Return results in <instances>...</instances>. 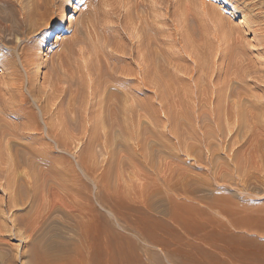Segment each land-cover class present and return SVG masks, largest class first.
I'll list each match as a JSON object with an SVG mask.
<instances>
[{
	"label": "rangeland",
	"instance_id": "1",
	"mask_svg": "<svg viewBox=\"0 0 264 264\" xmlns=\"http://www.w3.org/2000/svg\"><path fill=\"white\" fill-rule=\"evenodd\" d=\"M30 1L0 0V22L8 23L18 17L21 5L30 8ZM202 1L56 0L55 6L58 3L61 6V10L58 8L59 32L48 40H44L47 29L33 35L37 40L35 47L39 46L35 49L38 52L35 59L39 61L38 65L41 64L34 72L36 90L44 85L43 78L48 69L61 62V57L64 59V53L67 55L62 70L66 71V76L69 70L72 76L76 70L75 76L70 77L73 80L68 81L69 86L63 84L65 88L70 87L71 93L55 98L52 108L60 101L64 104L58 112L64 110L69 122L61 119L62 126H65L62 132L67 134V140L74 139L72 141L79 144L78 148L76 143L68 140L70 147L63 149L54 146L47 137L44 139L46 143L41 142L43 135L34 131H24L28 136L19 138L0 137V153L5 156L10 152L13 162H19L21 175L31 173L38 176L47 172L51 177L41 190V200L55 205L44 236L48 237L50 232L55 243L47 251L51 257L42 258L44 261L39 259L36 261L39 264H264V74L261 70L242 77V70L248 65L262 62L261 69H264V55L258 51L262 48L251 31V26L257 25L260 30L264 27V0ZM63 14L70 18L62 20ZM93 16L95 19L90 20ZM155 17L159 24V17L164 19L161 26L154 22ZM144 20H151V24L156 23L162 28L164 34L161 33L160 38L164 41L165 55L178 61L176 73L187 79L191 77L186 83L178 82V91H174L179 93L173 103L179 111L173 129L176 134L171 132L169 113L165 107L161 108L159 99L149 87L135 95V104L138 99L147 106L144 114L132 120L128 130H122L123 119L118 115L114 121L117 128L108 137L107 125L97 135L90 128L81 132V125L84 126L85 122H81L79 111H83L85 105L79 103L86 104L83 101L88 97H84L85 90L77 92L82 88L76 82L79 80L77 67L86 62L85 57H79L77 53L79 47L85 49L84 39L86 42L95 40L103 31L108 35L111 27L112 34L117 37L122 34L127 38L126 28L137 34L140 22ZM85 31L96 32L90 35ZM19 32L21 34V30ZM20 34L14 30L4 31L0 46L11 49L12 44H18ZM65 42H69L70 51L63 46ZM62 48L63 56L59 54ZM167 72L174 73V68L165 71L168 79ZM242 78L247 83H242ZM219 89L217 99L214 95ZM200 90L205 93L203 96L197 95ZM211 94L213 98L209 100ZM196 97H202L204 101L198 102ZM220 106L219 119L211 116L212 110L217 111ZM74 121L79 129L74 128L77 125ZM14 124L17 125L18 121L0 120L3 130L14 127ZM89 130L92 133L87 132ZM74 131H77L76 136H73ZM77 136L79 140H75ZM11 141L39 152L43 149L48 157L53 154L54 158L57 155H64V158L55 160L52 155L49 164L37 159L32 162L31 154L24 153L27 149L21 150L22 154L19 152L17 158L9 146ZM80 148L85 152L82 157L77 155ZM52 167L60 171L55 172ZM3 197L0 188L1 205L6 199ZM45 203L43 210L48 206ZM94 207L99 212L96 213ZM1 208L0 225H5L7 213H2ZM7 223L5 227L8 228L11 225L7 226ZM10 228L0 232L1 250L14 254L17 264L32 263L27 258H17L21 249L26 250L25 240H22V230L12 231ZM7 253H4V263L12 259Z\"/></svg>",
	"mask_w": 264,
	"mask_h": 264
},
{
	"label": "bare ground",
	"instance_id": "2",
	"mask_svg": "<svg viewBox=\"0 0 264 264\" xmlns=\"http://www.w3.org/2000/svg\"><path fill=\"white\" fill-rule=\"evenodd\" d=\"M30 2H31L30 8H25L24 6L21 5V8L19 9L18 14H17L18 17L10 19V20L8 19L9 20L8 23L5 21L6 19L3 20L5 22H0V40L2 38V34L4 33V31L14 30L17 32V34H20L19 30H21V34H20V37L18 40L19 42L17 41L18 44H16V45L12 44L13 47H11V49H9V50H6L5 48L1 47L2 45L0 46V120H3V118H7V119H11V120L13 119L14 121L15 120L18 121V124L17 125L14 124V127L12 125V128H10L11 126L9 127V129H4V130L2 128H0V137H5L7 135L10 137H18L19 138V137L24 136V135L28 136V133L27 132L25 133L24 131H34L35 133H38V134H40V132H41V134L43 135L40 139L41 142L46 143V142H44V139H46V137H47L53 141L54 146L62 147L63 149H68L70 147L68 140H70V139L67 140V137H66L67 134L62 132V129L65 126L64 127L62 126L61 119L62 118H64L65 120L67 119L66 121L68 123L69 118H67L66 112L64 110H62V112L64 111L65 114L62 112H58V111H60V109H62L61 107H62L63 103L61 101L58 105H56V106H54V108H52L55 98H57L59 95H61L63 97L67 93H71V90L69 89L70 87L65 88L63 86V84L65 83V85H68V81L70 82L73 80V79L71 80L70 77L73 78V76H75V74H76L75 69H73V70H75L74 71L75 74L73 76L69 74L70 73V70H69L68 74L70 76H69V80H68V74L66 76V74H65L66 71L64 69H63L64 71L62 70L63 64L65 62L64 59L67 55V53L66 54L64 53L63 48H62V51L60 50L59 51L60 53L59 52L58 53L60 55H62L61 52H63L65 55V56L62 55L64 57V59L61 57V62L58 61V63L55 64L52 68L49 67L50 69H48L49 70L48 73L45 76H44V74L42 75V77L44 76L43 80L45 79L44 85H42L37 90L34 88V79H36L34 77V72H35V69L36 68L38 69V66L41 64L38 65L39 61L37 62L35 59V58H38V57H36L37 56L36 53H38V52H35L36 51L35 49L36 48L38 49L39 46L35 47L37 45L36 44L37 40L35 38L33 39V35L41 32L42 30L45 31L44 29H47V31L45 33V39L44 40L54 38V35L56 33H58L60 30L59 25H58L59 23H57V22H59L58 8L61 6H58V5L62 2L59 1L60 3H58L57 6H55L57 4L56 0H32ZM5 3H7V2H5ZM227 3H228V1H227ZM17 6H19V5H17ZM17 6H15V7H17ZM202 6H204L203 1H202ZM60 10H59V12L61 13ZM6 15H8V14H6ZM12 15H13V13H12ZM89 17H91V16H89ZM89 17H87L86 20L89 21ZM151 17H154V16H151ZM151 17H149V18H151ZM156 17L158 18V15ZM156 17L154 18V20H156L154 22L158 23L159 21H157L158 19ZM69 18H70V16H67L66 14L62 15V20H67ZM160 18L161 17H159V20H161V21L164 20V19H160ZM93 19H95V17L90 19V20H93ZM0 20H2V17L0 18ZM101 20H102V18H101ZM145 20H144V22H140V27H138V29H137L138 30L137 34H135V32H132L129 28H126L124 31L126 33L127 38L125 36H123L122 34L119 35L118 37L115 34H112V32H111V31H113L111 29L112 27L109 28L110 32L108 30V33H109L108 35H106V31H105V33L103 31V33L101 35L98 32V34L100 36L97 35L95 40H92V41L89 40L86 42L85 39L83 38L84 42H85V45H84L85 49H82L81 47H79L77 53H78L79 57H85L86 62L81 63L77 67L78 68L77 73L79 74V76H78L79 80H77V77H75L77 80L76 82L79 84L80 88L82 87L81 89H78L77 92L79 90L80 91L85 90L83 93L86 94V91H87V96H85V94H84V97H88L87 101H83V102H86V104L85 103H79V104H82L83 107L85 105V108L83 109V111H79V109H78V111L80 112V114H79L80 117L82 116L81 122H82V120H83V122H82L83 124L85 122L84 126L81 125L82 126L80 128L81 132L86 131V130H88V128H90V130L93 131L94 135H97V134H100L99 133L100 130L102 128H104L105 125H107V126H105L106 130L105 129L104 130L107 134L106 137H108L110 134L114 133L115 129L117 128V127H114V124H115L114 121H115V119H117L116 117L118 115L122 116L121 118L123 119L122 130H125V131L128 130L132 120L137 116L140 117L146 111L147 105L143 100L137 99L136 104L134 103L135 98H136L135 95L137 94V92L139 93L140 91H144V87L145 88L149 87V88H152L156 98L159 99L161 108L164 109L163 107H165L167 110V113H169V119L172 121L171 132L174 133L173 129L176 128V126H175L177 123L176 118H177L178 113H179V111L173 106V103L177 100L175 98H177V96L179 95V93L177 92L178 91V82L186 83L188 81H191V77H188V79H187L184 76H179L176 73V71L179 70L178 61L176 60V58H173L171 56L167 57L165 55V51L163 49V48H165V47H163L164 41H163V39H161L162 37L160 38V35H162L161 33H163L162 30H160L161 27L156 26V23L151 24L150 21L152 19L149 22H146ZM94 21L97 23L98 19H97V21L96 20H94ZM161 21H160V24L158 23L159 26H161ZM249 21H250V18H249ZM54 22H56L57 24ZM53 23L56 25H53ZM90 23H91V21H90ZM98 23H99V21H98ZM82 24L84 25V22ZM87 25H90V24H87ZM92 25H93V22L91 24V27H92ZM98 26L94 25V27H97V28H98ZM102 26H104V25H102ZM85 27H87V26H85ZM104 27L107 28L106 26H104ZM248 27L250 29L252 27L251 31L253 32V34L257 38V44L260 48H262L258 51H261V54L264 55V32H261L262 30H264V27L262 30H260V28L257 27V25L251 26V27L249 25ZM79 28H81V27H79ZM81 29H83V28H81ZM101 29H103V28H101ZM128 29L130 31H127ZM91 30H93V29H91ZM91 30H89V31H91ZM99 31H100V29H99ZM79 32H77V34ZM85 32H88V31H85ZM92 32H96V31H92ZM92 32L91 33L88 32V33L90 35H92ZM88 33H85L87 35V38L90 37V36H88ZM113 33H114V31H113ZM79 36H77L76 38H79ZM85 38H86V36H85ZM37 39H38V37H37ZM79 39H81V37ZM88 39H91V38H88ZM74 40H77V39H74ZM68 43L66 44V42H65V44H63V46L68 48L66 50H69V48H70ZM6 46H7V44H6ZM56 58H58V57H56ZM261 64H262V62H260L258 65L253 64V65H250V66L248 65L247 67H245L242 70V77H244L243 74H245V76H248L250 73L254 74L257 71H261V70L264 74V69H261ZM46 66H48V65H46ZM170 67L174 68V73L167 72V75H168L167 76L168 79H167L165 77V74H166L165 71L166 70L169 71ZM254 67L257 68V70H253V71L249 70L250 68H254ZM68 69H71V68L69 67ZM194 71H195V69H194ZM194 71H193V73H194ZM76 82H75V85L77 87ZM134 82H136V83H134ZM35 83H36V81H35ZM242 83H247V82L244 81L242 78ZM249 83H251V82H248V84ZM135 85L140 86L141 88L140 87L135 88ZM36 88H37V85H36ZM175 90H177L176 93H174ZM185 91H187V90H185ZM74 93L77 94L76 90H74ZM204 94L205 93L203 92V90H200V94H197V95L203 96ZM219 94H220V89H219L218 93H216V95H214V96L218 99L220 97ZM223 94L224 93H222L221 95H223ZM79 96H81V94ZM211 96H213V95L212 94L210 95L209 100L213 98ZM248 96L250 97V94H248ZM76 97H77V95H76ZM84 99H86V98H84ZM196 99L198 100V102L204 101V99L202 97H196ZM63 100L64 99H62V101ZM73 100H75V99H73ZM82 100H83V98H82ZM162 103L164 104V106ZM251 104L253 105V102H251ZM70 105H72V104H70ZM190 105H192V104H190ZM197 105H198V103H197ZM63 106H64V104H63ZM72 106H74V105H72ZM255 108L256 107H254V109ZM74 109H76V108H74ZM220 109H221V106H220L219 110L216 109L217 111L213 112V110H212V113H210V115L211 116L214 115V117H216V118L220 117V115L222 113ZM225 111L227 112V110H225ZM74 112H72V113H74ZM259 112H261V111H259ZM224 114H225V112H224ZM67 115H68V117H72L71 115L69 116L68 113H67ZM210 115H208V116H210ZM80 117H79V119H80ZM64 119H63V121H64ZM70 120L73 121L74 119H70ZM39 121H41V122H39ZM74 122H76V121H74ZM70 123H73V122H70ZM75 124H77V122ZM75 124H72V125H75ZM67 126H69V125L67 124ZM75 127L77 129H79L78 124L75 125L74 128ZM40 130H42V131H40ZM64 130H65V128H64ZM90 130L87 132H90ZM92 131L90 133H92ZM70 134H72L71 131H70ZM76 134H77V131L76 132L74 131L73 136H76ZM174 134H176V132ZM71 136L69 135L70 138H71ZM73 136H72V138H73ZM78 138H80V137L77 136L75 138V140ZM12 140H14V138H12ZM72 140L74 141V139H71L70 141H72ZM16 141L9 142V146L13 149L14 157L19 158V155H20L19 152H21V150L27 149L28 151H25L24 153H27V154L30 153L31 154V156L29 158H31L30 160H32V162L34 161V159H37L40 161H45L48 164L51 163V161L48 159L49 158L51 159L53 154L50 155L51 157H48L47 153H44L45 151H43V149H42L43 152L42 151L39 152V150L38 151L32 150L33 148H31L30 146H27V145L24 146V145H22ZM6 143L7 142H4V144H6ZM73 143H76V141ZM1 144H3V143H1ZM76 145H77V143H76ZM78 146H79V144L77 145V147ZM4 147H5V145H4ZM0 148L2 150L1 145H0ZM6 148H8V147H6ZM43 148H45V145ZM81 148L77 152V155L80 157H82L83 154H85V152L83 153L84 150L83 149L81 150ZM3 149H5V148H3ZM40 149H41V147H40ZM87 149L85 148L86 151L90 150V149H88V150ZM65 151H67V150H65ZM89 152H87V153H89ZM9 154H10V152L4 156L2 153H0V188H1V191L3 193V196L6 197L3 205H1L2 203H0V206H2V208L1 207L0 208H1L2 213L3 212L5 214L7 213V217H5L7 219L6 223L9 222V224L11 225L10 226L11 228L5 227L6 223H5V225L1 224L0 225V232L4 231V230L9 231V228L12 231H14V230L17 231L19 229L22 230V232H20V233L23 235V236L21 235L22 240H23V238L25 240L23 242L25 243L24 245L26 247V250H25V248L21 249L19 251L18 255L16 254L17 258H20V259L21 258H23V259L27 258L28 260H31V262L33 264L34 263L39 264V262H36V261H38L39 259L43 260L42 258L46 259L47 256H49L47 251L55 243L54 242L55 237L51 236V235L49 236L50 232L48 234V237L44 238L46 225H47L46 223H48V221L50 219L51 211H52V209L54 211L55 205H51V204L49 205V203L46 201V203H48V206L45 210H43L42 207L44 208L45 202L43 200H41L42 199L41 190L46 185V183L49 181V179L51 177H50L49 173H47V172L42 174V175L38 174V176H34L31 173H26L24 175H21L20 172L18 171L19 162H13V159L11 158V156ZM21 154H22V152H21ZM54 157H56V156L53 155V159H55V160H57L59 158L63 159L64 155H57V158H54ZM53 159H52V163H54L53 161H55ZM14 161H21V160H18V159L15 160L14 159ZM59 162H62V160H59ZM29 164H31V163L29 162ZM54 164H53V166H54ZM62 167H61V170H62ZM52 168L55 169L54 167H52ZM63 168H64L63 170L65 171L66 168L65 167H63ZM31 169H33V168H31ZM56 171L59 172L60 169L59 170L55 169V172ZM29 172H30V170H29ZM54 177H56V176H54ZM92 178L94 181L95 188H97V177L95 175V171L92 172ZM61 187H63V185ZM95 193H96V191H95ZM96 195H97V193H96ZM4 197H3V199H4ZM41 201H43L44 203ZM94 211L97 213L98 210L94 207ZM95 212H94V216L96 215ZM2 222H4V221H2ZM9 224L7 223V226ZM49 225H47V226L49 227ZM17 228H19V229H17ZM47 229L49 231L50 228H47ZM11 230H10V234L12 232ZM13 233H14V235H17V232H13ZM51 234H52V232H51ZM53 235H54V233H53ZM55 236L58 237L57 235H55ZM1 239H2V236L0 237V240ZM1 242H4V241L2 240ZM1 248H2V246H1ZM1 248H0V252H1L0 253V264H15L16 262H15V259L13 256L14 254L12 255L9 252L8 253L11 254L12 259H7L6 262L4 263V260H5L4 259V253H7V252H5L3 249L1 250ZM56 251H57V249H56ZM8 253H7V255H8ZM5 256H6V254H5ZM49 257H51V256H49ZM20 263H22V261ZM32 263H30V264H32ZM41 263H42V261H41Z\"/></svg>",
	"mask_w": 264,
	"mask_h": 264
},
{
	"label": "snow or ice",
	"instance_id": "3",
	"mask_svg": "<svg viewBox=\"0 0 264 264\" xmlns=\"http://www.w3.org/2000/svg\"><path fill=\"white\" fill-rule=\"evenodd\" d=\"M70 2H71V0H70Z\"/></svg>",
	"mask_w": 264,
	"mask_h": 264
}]
</instances>
